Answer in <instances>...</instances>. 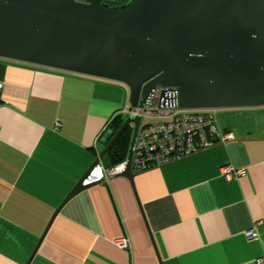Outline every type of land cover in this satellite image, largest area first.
<instances>
[{
    "label": "crops",
    "instance_id": "obj_1",
    "mask_svg": "<svg viewBox=\"0 0 264 264\" xmlns=\"http://www.w3.org/2000/svg\"><path fill=\"white\" fill-rule=\"evenodd\" d=\"M0 83V264H264V113H218L233 139L69 197L128 88L3 58Z\"/></svg>",
    "mask_w": 264,
    "mask_h": 264
},
{
    "label": "water",
    "instance_id": "obj_2",
    "mask_svg": "<svg viewBox=\"0 0 264 264\" xmlns=\"http://www.w3.org/2000/svg\"><path fill=\"white\" fill-rule=\"evenodd\" d=\"M0 58L122 83L132 107L157 85L183 109L262 107L264 0H0ZM139 123L128 115L95 161L132 128L131 183Z\"/></svg>",
    "mask_w": 264,
    "mask_h": 264
},
{
    "label": "built area",
    "instance_id": "obj_3",
    "mask_svg": "<svg viewBox=\"0 0 264 264\" xmlns=\"http://www.w3.org/2000/svg\"><path fill=\"white\" fill-rule=\"evenodd\" d=\"M1 88V83H0ZM157 85L151 98L142 107L127 104L120 110L124 117L139 116L132 157L131 169L139 173L172 160L191 155L234 138L232 131H224L218 126L219 108L202 110L180 108L172 88ZM124 161L104 167L93 165L83 178V184H92L121 172ZM245 174V169H236L230 165L221 168L225 180L235 179ZM246 236L251 238L254 232L249 230ZM121 248L127 247L126 239L117 242Z\"/></svg>",
    "mask_w": 264,
    "mask_h": 264
},
{
    "label": "trees",
    "instance_id": "obj_4",
    "mask_svg": "<svg viewBox=\"0 0 264 264\" xmlns=\"http://www.w3.org/2000/svg\"><path fill=\"white\" fill-rule=\"evenodd\" d=\"M127 0H104V3L107 6L114 7L116 5L123 4ZM126 117L124 116H117L115 120L113 121V128L114 132L112 133L111 137L114 135V133L118 130V128L121 126L123 121L125 120ZM131 134L132 130L130 127H127L121 134L120 136L115 140V142L112 144L110 149L107 151L110 153L114 164L122 162L129 151V145H130V140H131ZM113 164V165H114Z\"/></svg>",
    "mask_w": 264,
    "mask_h": 264
},
{
    "label": "rangeland",
    "instance_id": "obj_5",
    "mask_svg": "<svg viewBox=\"0 0 264 264\" xmlns=\"http://www.w3.org/2000/svg\"><path fill=\"white\" fill-rule=\"evenodd\" d=\"M261 111H264V106L262 107H255V108H236V109H219L218 110V113L221 114V116H226V115H233L234 117H238L240 112H247L249 114V116L251 117H255L257 115H261V113H264V112H261ZM234 114H239V115H234ZM257 114V115H256ZM248 115H243V117H247ZM248 116V117H249ZM251 117V118H252ZM264 117V116H262ZM260 120H264V119H260Z\"/></svg>",
    "mask_w": 264,
    "mask_h": 264
}]
</instances>
